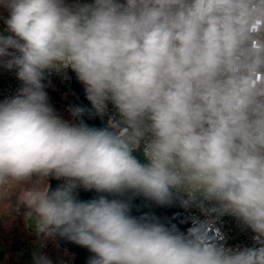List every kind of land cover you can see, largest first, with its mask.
Returning a JSON list of instances; mask_svg holds the SVG:
<instances>
[{
    "label": "clouds",
    "instance_id": "obj_1",
    "mask_svg": "<svg viewBox=\"0 0 264 264\" xmlns=\"http://www.w3.org/2000/svg\"><path fill=\"white\" fill-rule=\"evenodd\" d=\"M0 19V67L22 82L0 101V199L20 186L11 211L38 238L87 248L88 264H264V0H0ZM68 68L97 115L116 110L107 127L49 103L45 73ZM128 193L211 204L255 246L134 216Z\"/></svg>",
    "mask_w": 264,
    "mask_h": 264
},
{
    "label": "built area",
    "instance_id": "obj_2",
    "mask_svg": "<svg viewBox=\"0 0 264 264\" xmlns=\"http://www.w3.org/2000/svg\"><path fill=\"white\" fill-rule=\"evenodd\" d=\"M68 3H72L73 0H66ZM81 2H90V0H81ZM4 16L7 13L3 14ZM3 28V20L0 19V30ZM71 68L62 69L60 71H47L45 73L46 79L44 81L46 87L45 91L49 95L52 90H58L61 94V105L64 112L70 114L72 123H75L74 116L72 115L71 108L73 106L72 100V79H71ZM22 86V82L16 78L15 70H7L0 67V101L5 98L11 97L16 94L17 90ZM66 101H72L69 106V110H66ZM108 121L112 117H117L116 110L111 105L108 104V110L106 111ZM62 183V181H60ZM82 189V188H81ZM207 210H202L199 207H184V214L188 216L194 225V220L198 219L199 221L206 223L209 227V232L212 231L215 235L217 242L224 244L233 249L244 248V247H253L255 246L254 242V233L251 229L244 226L239 220L231 215H220L213 210V205L206 204L204 206ZM208 232V233H209ZM28 248L27 245H22L16 257L19 261L23 260L27 255ZM3 248L0 244V264L3 263ZM62 264H74V258L70 255H67L66 259Z\"/></svg>",
    "mask_w": 264,
    "mask_h": 264
},
{
    "label": "water",
    "instance_id": "obj_3",
    "mask_svg": "<svg viewBox=\"0 0 264 264\" xmlns=\"http://www.w3.org/2000/svg\"><path fill=\"white\" fill-rule=\"evenodd\" d=\"M72 79V100L73 106L80 107L85 109V112L79 116L74 117L75 123L79 124L80 122L85 123L89 127L104 128L108 125V118L106 112L104 115H97L92 109L91 103L88 101L84 89V85L78 80L75 73L71 71ZM141 162H146L142 150H137L133 153ZM51 187L55 189L60 185V181L54 178L49 179ZM98 193L93 191H86L84 189L77 190V198L80 200H90L97 197ZM108 195V194H104ZM109 198H113L109 196ZM122 198H131L132 205V215L148 216L151 218H157L161 223L166 226H175L180 232L186 233L188 229L192 228L194 225L192 220L185 216L184 206L180 203L179 200H175L173 203L168 205H159L153 201L147 200L141 196L132 197L131 193L126 194ZM209 239L216 241L215 235L212 231L208 233ZM59 245L64 249L68 255L74 258V264H88L89 258L93 255L89 252L87 248L81 247L67 239L61 238L59 236L54 238Z\"/></svg>",
    "mask_w": 264,
    "mask_h": 264
},
{
    "label": "trees",
    "instance_id": "obj_4",
    "mask_svg": "<svg viewBox=\"0 0 264 264\" xmlns=\"http://www.w3.org/2000/svg\"><path fill=\"white\" fill-rule=\"evenodd\" d=\"M48 98L49 103L53 106L57 114L63 119L71 121L70 114H67L62 109L60 92L58 90H52ZM7 191L10 200H14L15 195L20 191V186L13 185ZM10 200L0 199V244L3 248L2 260L4 264H21L24 259L19 261L16 253L24 244L28 248V245H31L37 239V236L28 227L27 221L24 220L22 214H16L11 211ZM40 253L50 257L53 264H62L68 255L55 239L46 240Z\"/></svg>",
    "mask_w": 264,
    "mask_h": 264
},
{
    "label": "rangeland",
    "instance_id": "obj_5",
    "mask_svg": "<svg viewBox=\"0 0 264 264\" xmlns=\"http://www.w3.org/2000/svg\"><path fill=\"white\" fill-rule=\"evenodd\" d=\"M66 110H69V106L71 105V103H69V101H66ZM27 225L28 227L34 232L33 228L31 227V222L27 221ZM35 233V232H34ZM46 240L48 239H42V238H38L31 244L28 245V252H27V256L24 258V260L22 261L21 264H32V255L34 252L37 251H41L42 246L44 245V243L46 242Z\"/></svg>",
    "mask_w": 264,
    "mask_h": 264
}]
</instances>
